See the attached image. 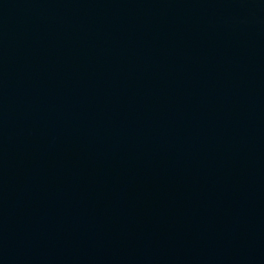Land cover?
Returning <instances> with one entry per match:
<instances>
[{"label": "water", "instance_id": "1", "mask_svg": "<svg viewBox=\"0 0 264 264\" xmlns=\"http://www.w3.org/2000/svg\"><path fill=\"white\" fill-rule=\"evenodd\" d=\"M0 264H264V0H0Z\"/></svg>", "mask_w": 264, "mask_h": 264}]
</instances>
